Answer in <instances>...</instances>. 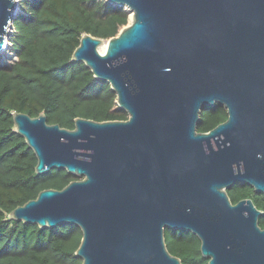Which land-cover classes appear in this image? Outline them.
Returning <instances> with one entry per match:
<instances>
[{"label":"water","instance_id":"obj_1","mask_svg":"<svg viewBox=\"0 0 264 264\" xmlns=\"http://www.w3.org/2000/svg\"><path fill=\"white\" fill-rule=\"evenodd\" d=\"M131 20L108 39L85 33L73 59L111 83L127 119L13 114L37 173L78 176L10 216L43 228L75 223L83 264H183L165 228L192 231L209 264H264L263 213L228 188L264 192V0H107ZM19 0H0V52ZM105 46L101 51L100 47ZM220 103L228 118L199 131Z\"/></svg>","mask_w":264,"mask_h":264},{"label":"trees","instance_id":"obj_2","mask_svg":"<svg viewBox=\"0 0 264 264\" xmlns=\"http://www.w3.org/2000/svg\"><path fill=\"white\" fill-rule=\"evenodd\" d=\"M9 48L16 56L0 58V264H83L76 254L82 237L75 223L43 228L10 216L18 205L37 197L45 188H63L78 178L65 168L37 173L38 158L17 130L13 114L45 113L49 123L74 128L77 117L96 120L127 119L117 93L107 80L97 78L73 52L89 33L108 39L129 22V11L107 0H19ZM228 118L227 108L216 103L201 112L199 131H208ZM236 203L252 198L263 211L264 192L248 183L228 188ZM170 252L183 264H209L197 234L165 228Z\"/></svg>","mask_w":264,"mask_h":264},{"label":"rangeland","instance_id":"obj_3","mask_svg":"<svg viewBox=\"0 0 264 264\" xmlns=\"http://www.w3.org/2000/svg\"><path fill=\"white\" fill-rule=\"evenodd\" d=\"M130 20H131V14L129 15V22ZM0 58L8 63H11L13 62V60L16 59V56L11 51V48H7V50L0 52Z\"/></svg>","mask_w":264,"mask_h":264},{"label":"bare ground","instance_id":"obj_4","mask_svg":"<svg viewBox=\"0 0 264 264\" xmlns=\"http://www.w3.org/2000/svg\"><path fill=\"white\" fill-rule=\"evenodd\" d=\"M100 50H101V51H104V50H105V46H104V45L101 46V47H100ZM4 51H5V50H4Z\"/></svg>","mask_w":264,"mask_h":264}]
</instances>
